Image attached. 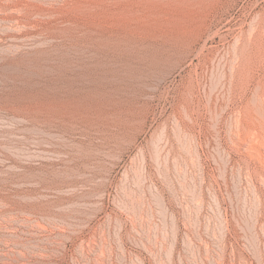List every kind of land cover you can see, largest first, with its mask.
Segmentation results:
<instances>
[{"label": "rangeland", "instance_id": "obj_1", "mask_svg": "<svg viewBox=\"0 0 264 264\" xmlns=\"http://www.w3.org/2000/svg\"><path fill=\"white\" fill-rule=\"evenodd\" d=\"M0 264H264V0H0Z\"/></svg>", "mask_w": 264, "mask_h": 264}, {"label": "bare ground", "instance_id": "obj_2", "mask_svg": "<svg viewBox=\"0 0 264 264\" xmlns=\"http://www.w3.org/2000/svg\"><path fill=\"white\" fill-rule=\"evenodd\" d=\"M243 63H244V61H243ZM241 64V63H240Z\"/></svg>", "mask_w": 264, "mask_h": 264}]
</instances>
